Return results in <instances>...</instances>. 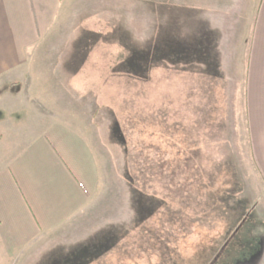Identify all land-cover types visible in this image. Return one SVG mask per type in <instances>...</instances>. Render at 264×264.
<instances>
[{
    "label": "rangeland",
    "instance_id": "374dc122",
    "mask_svg": "<svg viewBox=\"0 0 264 264\" xmlns=\"http://www.w3.org/2000/svg\"><path fill=\"white\" fill-rule=\"evenodd\" d=\"M258 4L62 0L33 53L43 107L15 105L0 156L56 112L88 141L97 181L61 229L15 253L0 239V264H264L246 239L264 235L246 115Z\"/></svg>",
    "mask_w": 264,
    "mask_h": 264
},
{
    "label": "crops",
    "instance_id": "0c3cea01",
    "mask_svg": "<svg viewBox=\"0 0 264 264\" xmlns=\"http://www.w3.org/2000/svg\"><path fill=\"white\" fill-rule=\"evenodd\" d=\"M61 7L62 0H0L2 131L13 128L8 121L16 104L22 103L23 111L30 110V103L36 112L35 102L43 107L30 90L33 53L57 24ZM252 29L246 115L252 156L264 183V0H259ZM50 116L43 127L47 118L36 113V124L27 126L22 140L10 143L16 148L13 158L0 156V239L10 253L67 225L84 209L97 181L88 141L57 121L56 112ZM247 236V241L255 242L250 255L261 262L264 235Z\"/></svg>",
    "mask_w": 264,
    "mask_h": 264
}]
</instances>
